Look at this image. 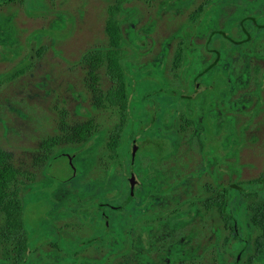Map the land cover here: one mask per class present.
Returning a JSON list of instances; mask_svg holds the SVG:
<instances>
[{"label": "rangeland", "instance_id": "1", "mask_svg": "<svg viewBox=\"0 0 264 264\" xmlns=\"http://www.w3.org/2000/svg\"><path fill=\"white\" fill-rule=\"evenodd\" d=\"M112 2L14 0L0 3V146L11 153L14 164L25 173L21 178L23 185L20 192L23 222L40 228V231L46 225L48 215L52 218L59 211L88 209V193L80 192L78 184L88 183V179L102 173L100 156L116 116L107 110L93 108L85 83L88 67L81 63V57L93 47L107 45L104 23L107 7ZM198 5L205 7L200 17L206 28L212 27L214 21L220 22L222 28L225 26L235 34V28L231 27L243 18L253 16L257 23H264V0H125L123 11L118 14L123 39L121 54L124 68L134 86L137 83L135 77L148 89L151 88L149 82L157 77L164 82L173 79L172 61L181 31L176 34ZM251 22L247 20L246 23L255 36L261 29L252 26ZM188 32L192 30L188 29ZM192 38L193 48H196L200 38ZM247 49L250 55L261 54L255 46ZM255 64L264 66V61H253L250 66L254 67ZM20 69L25 71L14 78L10 77ZM248 72L247 67L242 68L238 71L239 77L232 75L231 81L237 79L240 84L241 80L248 78ZM93 75L97 76L99 87L105 90L109 85L105 70L99 68ZM226 93L222 91L223 98L228 97ZM227 101L222 103L223 116L228 114L223 105ZM248 116L249 112L241 107L236 114L235 129L231 123L222 121L220 139H217L222 151L218 168L219 189L232 181L245 182L264 171V110L254 112L251 120ZM88 120L96 123L97 129L103 133L93 163L88 161L89 141L82 144L59 140L44 154L42 141L61 134H72L74 127ZM137 128H140L141 134L138 129L134 130L137 139L135 142L129 141V154L136 146V167L140 171L135 173L133 199L139 201L141 224H154L155 240L164 245L177 235L182 237L185 234L190 236L189 241L194 243V247L198 242H212V231L217 225L212 217L206 215L190 216L183 227L174 230L168 228L165 215L171 210L184 209L180 201L181 186L171 182L168 159L160 161V158H164V154H160L162 152L156 148L157 161L143 153L148 150L144 147L149 145V137L145 136L142 127ZM239 129L245 131L238 135L235 130ZM235 141L240 145V151L236 154L237 163L232 154L223 155V152H229ZM64 150L69 152L49 161L57 152ZM80 151L84 152L80 160L81 166L86 167L85 173L70 180L72 174L75 175L72 164ZM189 154V159H186L189 178L184 189L189 195V202L193 200L196 203L198 199H195L202 194V186L213 183L210 177H192L198 170L200 156L196 150L189 151ZM152 161H155V165L158 163L157 167L162 172L154 189L151 186L154 173L149 166ZM178 162H181V158ZM177 170H180V165H177ZM170 184H173L174 190H169ZM150 189L159 196L158 204L155 199L152 202V192L148 193L149 196L146 194ZM127 194L128 189L124 198ZM235 202L234 196L231 208H234ZM157 215L156 221L154 217ZM169 221H173V218L170 217ZM27 229L32 230L31 227ZM222 234L221 231V237ZM176 240H180L179 236ZM37 252L31 260L38 257ZM206 262L207 259L204 260Z\"/></svg>", "mask_w": 264, "mask_h": 264}, {"label": "flooded vegetation", "instance_id": "2", "mask_svg": "<svg viewBox=\"0 0 264 264\" xmlns=\"http://www.w3.org/2000/svg\"><path fill=\"white\" fill-rule=\"evenodd\" d=\"M204 11L205 7L198 5L176 34L177 36L181 31L176 49L179 50L181 47L183 56V65L179 73L172 74L173 79L168 82L150 81L149 89L140 81L135 85H138L140 93L153 90L155 86L165 87L169 93L165 110L161 111L150 98L144 108L152 122L160 119L162 117L160 113L164 112V118L168 121L167 132L170 135H180L177 144H174L173 139H166V144H160V139L153 135V132L149 133L150 129L142 130L145 136L149 137V140L147 139L149 145L144 147L148 150L143 153L156 160V148L159 152L165 149L167 155L164 159L169 161L171 182L181 186L180 201L184 209L171 210L165 215L169 223L168 228L174 230L183 227L184 223L189 222L190 216L206 215L212 217L217 225L214 229L212 227L213 241L198 242L194 247V243L189 241L190 236L185 234L182 237L177 235L173 241L164 245L163 242L158 243L155 240L154 224H141L139 201L133 199L136 187L134 177L135 173L140 171L136 167L138 159L135 146L133 158L132 148L128 161L112 162L108 156L102 161L104 201L99 204L98 209L88 207L84 210L59 211V214H53L52 218L48 215L46 225L41 231L40 228L26 225L33 243L31 251L22 258L21 264H205V259L208 260L206 264H264V243L261 252L255 250L253 238L257 228L249 219L252 211L239 207L247 202V199L243 198V191L252 190L253 184L246 185L247 187L237 186L260 178V186L264 189V171L255 178L245 182L232 181L219 189L218 168L222 151L221 145L217 143V139H220L222 121L231 123L235 129L236 114L241 107L249 112V120L252 119L254 112L264 110V66L257 64L254 67L250 66L253 61H264V23H257L253 16L243 18L231 27L236 30L235 34H232L230 29L227 30L225 26L222 28L220 22L214 21L212 27H204L200 17ZM247 20L252 21V26L261 29L255 36L249 29ZM188 29L192 32L189 33ZM193 36L200 38V44L197 43L196 48H193ZM250 46H255L257 52L260 51L261 54L250 55L247 49ZM244 67L249 69L248 78L241 80L240 84L237 83V79L231 81L232 75L239 77L238 71ZM254 70L255 76L252 79ZM223 90L227 92L228 97L223 98ZM224 101H227L223 105L228 113L225 116L222 112ZM138 130L140 132V128ZM244 131L235 130L238 135ZM136 137L134 134L131 141L135 142ZM235 143L231 145L229 152H223V155L232 154L237 163L236 154L240 151V145L237 141ZM189 149L196 150L200 156L198 170L192 177H210L213 183L202 186V194L197 196L196 203L193 200L189 202V195L185 191L186 188L184 189L189 178L187 172L189 163L186 161L190 156ZM179 158L181 162H178ZM157 165L155 161H152L151 165L149 163L150 170L154 173L151 183L153 189L157 188V181L162 173ZM177 165H180V170H177ZM131 176L134 179L132 196ZM124 183L128 189L125 198L124 194H121ZM174 188L173 184L169 185L170 191ZM234 196L236 202L234 208H231V199ZM150 197L152 202L153 199L156 202L159 200L155 192H152ZM221 198L225 200V206H228L223 211L229 213L233 219L230 226L221 223L222 211L219 209ZM211 199L215 201L213 207L206 208L204 201ZM129 203L132 209L124 208V205ZM157 217L158 215L154 217L156 221ZM170 217L173 221H169ZM27 227H31L32 230ZM126 234H129L127 238L131 237L132 241L125 240ZM178 236L180 240H176ZM226 237L228 240H225ZM36 250L38 257L31 260Z\"/></svg>", "mask_w": 264, "mask_h": 264}, {"label": "trees", "instance_id": "3", "mask_svg": "<svg viewBox=\"0 0 264 264\" xmlns=\"http://www.w3.org/2000/svg\"><path fill=\"white\" fill-rule=\"evenodd\" d=\"M11 1L14 0H0V3ZM18 1L23 2V0ZM124 1L113 0L107 7L104 23L107 45L93 47L81 57V63L88 67L85 83L91 95L93 108L96 110H107L116 116V121L113 123L104 142L100 160L103 161L108 156L110 161L119 163L129 160V141L133 138L134 130L138 129L137 127H142L146 131L150 129L149 133L153 132V135L160 139V144H166V139H173L174 144H177L178 140L180 141V135H170L167 132L168 121L164 118V112L160 113L162 116L160 119L152 122L144 108V105L150 99H153L152 103H155L161 111H164L167 106L166 97L169 96L165 87L155 86L156 88L153 90H145L140 93L137 88L138 85L134 86L132 78H130L124 68L121 54L123 46L121 20L118 19V14L123 11L122 4ZM182 65L183 56L181 47H179L173 57L172 73L174 75L179 73L178 71ZM99 68L105 70L109 80V85L105 90L99 87L97 76L93 75L95 70ZM24 71L25 69L17 70L10 77L14 78ZM135 79L138 81L137 77ZM156 80L164 82L161 77H157ZM158 98L162 99L158 100ZM102 134V131L97 129V124L88 120L82 125L74 127L72 134H61L42 141L41 149L44 150V154H47V151L57 144L59 140L63 143L76 142L82 144L89 141L88 161L93 163L96 159L97 144H99ZM67 152L69 151L57 152V154L49 158V161L51 162L56 157L64 156ZM82 153L84 152L80 151L74 159L72 165L73 168L75 166V175L72 174L69 178L70 180H74V178L85 173L86 167L81 166L80 160ZM160 154H164L163 157L166 158L167 152L163 149ZM164 158H160V160ZM100 171H102V166ZM24 175L25 173L14 164L11 153L0 146V264H21L22 258H25L28 251L32 249L33 239L27 233L26 225L22 219L23 204L20 192L23 185L21 178ZM101 178V173H98L95 178L88 179V183L78 184L80 192L88 193V207L93 209H98L99 204L104 201V188ZM249 184H253V189L243 191V198H246L247 202L239 207L252 211L249 219L257 228V233L253 238L255 250L261 252L262 244L264 243V189L260 186V178L253 179L248 183L238 184L237 186L247 187L246 185ZM122 187L121 194L123 195L127 191L126 183ZM150 192H153V189H150L146 194L148 195ZM237 192L239 193V191ZM214 202L213 199L210 201L205 200L204 205L206 208L209 206L212 208ZM131 206V203H129L124 205V208L132 209ZM227 207L225 206V200L221 198L219 202V209L222 211L221 223L230 226L233 224V219L229 213L223 211ZM127 235L129 234H126L125 240L132 241V238H127ZM225 240H228V238L226 237Z\"/></svg>", "mask_w": 264, "mask_h": 264}, {"label": "water", "instance_id": "4", "mask_svg": "<svg viewBox=\"0 0 264 264\" xmlns=\"http://www.w3.org/2000/svg\"><path fill=\"white\" fill-rule=\"evenodd\" d=\"M134 151H135V147H133V150H132V158H133V155H134ZM133 189H134V179H133V176H131L130 177V196H132V194H133Z\"/></svg>", "mask_w": 264, "mask_h": 264}]
</instances>
